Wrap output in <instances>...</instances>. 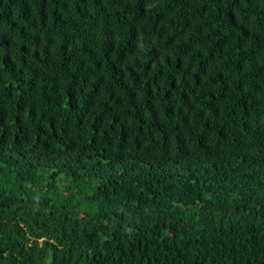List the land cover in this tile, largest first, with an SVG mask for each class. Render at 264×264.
I'll use <instances>...</instances> for the list:
<instances>
[{"label":"trees","instance_id":"16d2710c","mask_svg":"<svg viewBox=\"0 0 264 264\" xmlns=\"http://www.w3.org/2000/svg\"><path fill=\"white\" fill-rule=\"evenodd\" d=\"M0 264H264V0H0Z\"/></svg>","mask_w":264,"mask_h":264}]
</instances>
